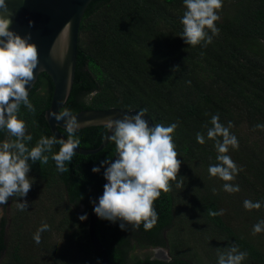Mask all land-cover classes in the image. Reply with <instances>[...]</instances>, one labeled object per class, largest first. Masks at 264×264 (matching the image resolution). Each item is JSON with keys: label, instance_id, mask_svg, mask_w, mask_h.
<instances>
[{"label": "trees", "instance_id": "1", "mask_svg": "<svg viewBox=\"0 0 264 264\" xmlns=\"http://www.w3.org/2000/svg\"><path fill=\"white\" fill-rule=\"evenodd\" d=\"M225 3L230 8L216 22L220 33L206 47L186 45L181 38L183 0H91L83 13L74 81L60 110L147 109L154 124H179L173 140L182 161L177 178L184 177L183 186L170 182L172 191L154 201L158 221L151 229L141 224L122 231L119 221L97 219L94 231L109 264H201L198 249L208 264H217L218 252L232 243L248 253L242 264H264V231L253 235V226L264 220V130L253 131L257 123L264 124V0ZM52 90L50 77L41 72L29 91L35 112L20 106L18 116L33 137L26 142L29 149L42 135L53 136L44 118ZM216 114L225 126L232 123L230 132L239 142L238 149L230 146L227 153L241 167L229 182L208 172L219 163L215 142L207 138ZM244 127L247 134L242 133ZM59 131L67 138L65 129ZM106 131L104 126L79 129L80 148L97 147ZM198 132L205 136L203 145L196 140ZM8 139L15 138L0 129V142ZM59 147L45 153L47 164L29 162L28 175L35 182L27 196L9 198L15 207L9 222L0 219V264H101L89 240L88 217L80 220L73 209L90 212V201L105 180L104 168L99 173L92 168L111 159L116 146L110 140L95 154L76 153L62 174L52 159ZM224 183L239 185L240 191L225 192ZM23 200L28 208L19 211L16 203ZM245 200L261 207L245 209ZM44 201L52 207L48 214ZM221 209L223 215L209 214ZM62 214L52 229L54 217ZM41 216H48L49 229L37 244L33 235L43 223ZM51 230L57 243L50 240ZM166 244L167 260L133 255L138 246Z\"/></svg>", "mask_w": 264, "mask_h": 264}, {"label": "clouds", "instance_id": "2", "mask_svg": "<svg viewBox=\"0 0 264 264\" xmlns=\"http://www.w3.org/2000/svg\"><path fill=\"white\" fill-rule=\"evenodd\" d=\"M183 4L181 38L186 45L206 47L220 33L216 22L220 19L218 10L222 8L223 0H183ZM0 10H8L5 0H0ZM11 23L10 16L0 15V129H6L15 138L0 142V205L7 204L9 198L27 196L35 182L28 175L30 161L47 164L49 157L45 153L52 152L58 144L59 150L52 159L57 171L62 174L69 171L66 165L72 162L80 147V138L76 133L81 121L67 107L49 113L56 121L63 120L67 139L42 135L35 146L30 149L27 146L26 142L32 141L33 137L26 134L27 125L18 113L21 105L29 112H35L26 86L33 80L34 69L39 63L38 50L34 43L29 42L31 34L20 36L12 30ZM29 26H32L31 21ZM146 113L147 109H141L132 116L105 119L104 127L112 132L109 139L116 146V159L106 158L100 167L92 168L93 173H99L104 168L103 177L107 181L98 201H90L94 205L93 211L102 220L111 223L119 221L122 231H127L128 225L139 228L143 224L145 229L153 228L158 221L154 201L162 192L172 191L170 182L175 181L177 188L183 186L184 177L177 178L182 161L178 159L173 140L178 122L169 126L157 123L150 127L143 119ZM210 123L212 126L207 129V138L215 142L219 163L210 165L208 172L211 177L222 181H233L241 171V167L227 154L230 146L232 149L239 148L237 137L230 132L233 125L230 121L227 126L222 124L219 114L212 115ZM257 129L264 130V124L257 123L253 131ZM196 140L201 145L206 142L200 132L196 134ZM223 190L236 193L240 188L239 185L224 183ZM243 206L248 210L259 209L261 203L245 200ZM16 207L19 211H26L28 202H17ZM209 214L223 215L224 210ZM3 215V208H0V218ZM86 218L87 214L79 217L82 221ZM48 229L49 225L42 223L33 235L35 243L41 242V234ZM262 231L264 220L253 226V235ZM247 256L246 251H240L239 246L232 243L218 252L217 264H242Z\"/></svg>", "mask_w": 264, "mask_h": 264}, {"label": "water", "instance_id": "3", "mask_svg": "<svg viewBox=\"0 0 264 264\" xmlns=\"http://www.w3.org/2000/svg\"><path fill=\"white\" fill-rule=\"evenodd\" d=\"M91 0H5L8 10H0V15L10 16L11 28L20 36L30 33L29 42L34 43L38 50L39 63L34 69L33 80L26 87L30 91L41 72L46 73L53 84L52 96L49 107L44 112V118L50 132L57 139H67L59 128H64V122L56 121L49 115L50 112H59L70 95L74 81L76 66L77 41L79 25L83 13ZM29 21L32 26H29ZM139 109H126L109 107L106 109H83L74 115L81 121L79 129L90 126H104L107 117L113 119L122 118L124 115H135ZM149 126H154L151 117L146 113L143 117ZM112 132L106 131L100 144L92 149L78 148V154H95L103 149L110 141ZM116 159V152L111 158ZM95 201L103 194V186ZM92 205L88 216V236L95 252L101 257V264H109L106 249L97 238L94 231L98 217L93 211ZM159 259V258H158ZM138 264H156L141 261Z\"/></svg>", "mask_w": 264, "mask_h": 264}, {"label": "rangeland", "instance_id": "4", "mask_svg": "<svg viewBox=\"0 0 264 264\" xmlns=\"http://www.w3.org/2000/svg\"><path fill=\"white\" fill-rule=\"evenodd\" d=\"M229 8H230L229 3L223 4L222 8L218 10V14H219L220 18L222 16H224L225 14H227ZM242 133L247 134L248 133V127H244L242 129ZM42 204H43V209L47 206L50 207L48 201L47 202L44 201V203H42ZM61 206L63 207L62 204H61ZM13 207H15V205L13 204L12 199L8 200L7 204L0 206V208H3V212H4L3 217L0 219H5V221L9 222L10 218H11ZM48 207H47V214L52 209V207H50V208H48ZM73 211L75 212L77 217H80L84 214H87V217L89 216V213H87V211L84 209V207H79L78 209H73ZM53 216H54V213L50 212L49 217L52 218ZM62 216H63V214L57 215L54 217V221L51 222L52 227L50 225V227L52 229L54 228V225L57 224V221L58 222L61 221V219L63 218ZM41 217H42L43 223H46L48 221V216H41ZM33 221H36V220L33 219L32 222ZM8 222H7V224H8ZM167 232H168V230H164V232H163L165 237L167 236ZM49 237H50V240L54 241V243L58 242V236L53 230H51ZM197 251L199 253L198 257H199V260H201V264H208L206 258L200 253V250L198 249ZM134 252L135 253H133V255L134 256L136 255V257H138L140 259H144L146 257H149L150 259H158L159 258L161 260H164V258L169 259L168 258L169 257V253H168L169 250H168L167 244L163 247H140V246H138L135 248ZM0 262H1V260H0Z\"/></svg>", "mask_w": 264, "mask_h": 264}, {"label": "flooded vegetation", "instance_id": "5", "mask_svg": "<svg viewBox=\"0 0 264 264\" xmlns=\"http://www.w3.org/2000/svg\"><path fill=\"white\" fill-rule=\"evenodd\" d=\"M164 258V257H163ZM164 260H167V258H164Z\"/></svg>", "mask_w": 264, "mask_h": 264}]
</instances>
